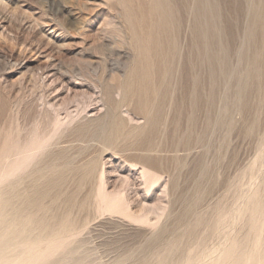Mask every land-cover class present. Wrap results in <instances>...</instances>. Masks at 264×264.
Wrapping results in <instances>:
<instances>
[{
	"label": "rangeland",
	"instance_id": "rangeland-1",
	"mask_svg": "<svg viewBox=\"0 0 264 264\" xmlns=\"http://www.w3.org/2000/svg\"><path fill=\"white\" fill-rule=\"evenodd\" d=\"M123 1L0 0V189L66 171L45 215L69 214L81 231L65 250L82 264L209 251L224 238L217 214L238 208L254 178L264 197V0H169L178 52L165 81L149 59L151 84L166 89L151 165L131 147L145 123L131 77L144 66ZM128 4L138 20L140 0ZM119 81L131 90L115 106L107 92Z\"/></svg>",
	"mask_w": 264,
	"mask_h": 264
},
{
	"label": "bare ground",
	"instance_id": "bare-ground-1",
	"mask_svg": "<svg viewBox=\"0 0 264 264\" xmlns=\"http://www.w3.org/2000/svg\"><path fill=\"white\" fill-rule=\"evenodd\" d=\"M128 1H123L125 16L133 30L132 41L138 52V62L143 63L144 66L142 70H134L131 77L136 87L133 90L138 95V108L145 117L144 125L135 130L131 147L140 151L145 165H151L152 161L148 156L155 149L152 140L159 124L157 108L154 110V106L156 100L162 102L165 99L166 89L158 92L151 84L148 67L152 61L149 59L154 57L158 60L157 71L160 72L161 80L165 81L172 68V60L178 52L171 36L174 16L169 0H140L143 12L141 17L135 20ZM137 26L145 27L146 30L139 33L135 30ZM200 34L202 37L203 33ZM129 84L119 81L108 89V96L115 106L130 92ZM120 91L121 101L115 99L118 96L115 92L119 94ZM114 133H117L116 130L104 133L105 141L111 142ZM3 153L1 150L0 157L7 154L3 155ZM261 154H264V149ZM11 166L13 167V164ZM53 168H45L42 172L32 174L24 183L20 180H11L7 186L0 189V264H67L68 260H73L74 264H82L72 252L65 250L81 231L75 229L69 214L50 218L45 215L47 209L43 200L53 194L52 191L64 179L66 172L61 167L60 170ZM93 169L94 164L89 163L87 168L80 172V179H86ZM241 198L240 206L234 208V211L216 216L215 230L224 234L223 240L218 245L209 251L200 250L201 252L195 255L190 251L185 258L176 261L169 259L170 249L165 246V252L158 255L155 263L189 264L193 261L195 264H264V197L259 190L258 178H254L249 183L245 195ZM241 198L239 197L238 200ZM107 210L112 212L111 209ZM225 219H228L229 224L222 226L221 223ZM243 220L244 230L234 233V224ZM200 221V217L196 218V223L187 225L185 232H192Z\"/></svg>",
	"mask_w": 264,
	"mask_h": 264
}]
</instances>
